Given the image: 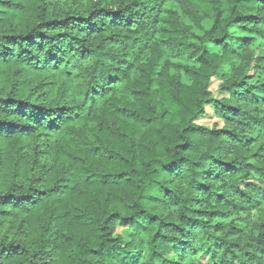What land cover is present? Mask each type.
I'll return each mask as SVG.
<instances>
[{"label":"trees","instance_id":"obj_1","mask_svg":"<svg viewBox=\"0 0 264 264\" xmlns=\"http://www.w3.org/2000/svg\"><path fill=\"white\" fill-rule=\"evenodd\" d=\"M208 262L264 264V0H0V264Z\"/></svg>","mask_w":264,"mask_h":264},{"label":"rangeland","instance_id":"obj_2","mask_svg":"<svg viewBox=\"0 0 264 264\" xmlns=\"http://www.w3.org/2000/svg\"><path fill=\"white\" fill-rule=\"evenodd\" d=\"M167 9L176 13L180 18H182V19L184 18V10L179 3H171L167 6ZM209 27H210V24L205 25V28L208 29ZM233 32L236 35V37H239V38H241V37H255V36H250L248 34H243L240 31H233ZM199 33H201V32H199ZM253 43L257 47L261 44V41L259 39H257ZM220 85H221V82H219L217 79H214L212 82L211 88H210L214 94V97L218 98V99L223 97L221 94V91L219 90ZM198 123L200 125H205V126H208L210 128L215 127L216 124H220V123H218V120L215 118L212 109H209L208 116L201 119ZM252 184L257 185L256 182H253ZM118 233L124 234L125 236L129 235V232L124 231L123 229H119ZM208 264H211V263L208 262Z\"/></svg>","mask_w":264,"mask_h":264}]
</instances>
